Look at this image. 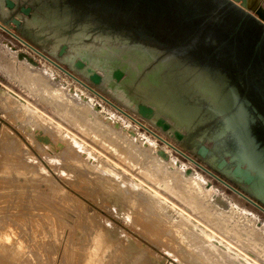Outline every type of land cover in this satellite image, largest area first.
Instances as JSON below:
<instances>
[{
    "label": "rangeland",
    "instance_id": "rangeland-1",
    "mask_svg": "<svg viewBox=\"0 0 264 264\" xmlns=\"http://www.w3.org/2000/svg\"><path fill=\"white\" fill-rule=\"evenodd\" d=\"M247 1L246 8L248 10L257 8L254 12L262 17L261 13L264 14V0ZM22 2L24 0L19 1L20 4ZM34 2L36 4H32L33 0H27L26 3H31L34 7L37 6L32 16L19 13V17L23 20L22 29L30 38V41L14 31L13 28L5 26L29 45L35 46L32 43L38 45L39 49L42 50L39 56L40 61L33 58L26 51L23 58L18 57V53L21 51L16 50L13 44L17 47L21 43L28 44L0 26V187L6 177L11 176L12 173L19 174L13 180L22 181V183L18 182L25 187V204L31 203L28 198L31 199L34 196V201L40 203V205L43 204L41 210L48 216L45 215V218L47 217L45 220L49 222L48 224L46 221L47 223H42L43 225H37V229L34 228V235H37L36 232L41 231L42 233L45 231V233L44 235L42 233V235L38 234L36 237L33 235L32 239H29V247L40 245L37 249L34 246L32 257L29 258L31 260L30 262L27 261V264H67L68 258H70L71 262L68 260L70 264H75L73 254L78 251L89 250V248H91L92 253L100 252V254H103L106 264H202L203 261L199 259V263L198 258L194 260V257L188 258L184 254H177V250L172 249L170 245L173 243L172 241L163 240V235L155 234V230L152 231V228L149 231L144 228L143 224L140 225V221L147 220L145 218V213L148 212L149 214L147 208L150 207L151 209V205L156 204L154 202L160 195V199L157 200H164L163 205L165 207L163 208H166L167 214L171 213L169 225L179 224L182 221L186 222L185 219H188L187 223L183 224L192 226V229L198 227L204 231L213 232L217 238L222 239L224 243H228L232 250L242 253V256L245 254L255 264H264V249L256 245V240L250 237L251 233L249 232L250 228H254V223L264 226V211L238 195L232 188L237 187L235 184L230 183L225 176L222 177L208 166H216V163L223 156L221 148L225 143L227 144L226 133L228 127L226 122L214 126L207 125L209 120L217 113L228 107L227 97L223 92V83L210 71L188 63L175 53H165L162 48L153 44L131 41L128 37H125L126 35H121V32L97 30L95 21L84 19L75 22L72 27L75 17L69 11L67 12L68 16L58 15V10L65 11L67 8H60L54 0H34ZM64 4L69 5L75 13L84 12L82 16H88L89 12L93 13L94 19L98 18L97 20L104 27L116 25L119 28L131 30L133 26H136L134 19L125 16H113L106 7H104V10L96 9V7H90L88 3H84L83 0H61V5ZM0 7L3 16L9 15L12 11L5 5V0H0ZM90 8L94 9L91 10ZM80 18L79 16L78 19ZM0 23L2 24V22ZM170 37L172 39L169 43L181 42L182 47L201 48L205 46L202 45L204 41L193 46L192 44L182 43V40H178L177 36L171 35ZM63 45L68 47L64 54L60 55L59 52ZM208 46L209 44L205 47ZM27 56L32 57L36 63L29 61ZM191 58L195 60L202 58L203 60L208 59L218 62L215 56L210 55L198 54ZM79 62H83L84 66L80 67ZM115 71H122V77L115 76ZM95 72L100 73L102 76L97 85L89 81ZM205 78L211 79L212 86L214 83L216 84L214 86L217 94L214 93L216 97L213 100L207 97L210 94L206 92L205 94L204 91L199 92V90L206 87L204 85H202V88L201 85L199 86V82L204 84L202 80ZM149 80L151 82H148ZM47 87H50V89ZM53 90L55 92H52ZM166 92H168V95ZM172 93L176 98H172L174 96ZM211 97H213V94H211ZM51 98L53 99L51 100ZM177 99H180L179 101L182 103ZM79 103L83 104L80 105ZM83 106L90 109L91 112L83 115ZM171 107L174 108L172 110L176 111L177 116L180 114L179 118L170 113ZM183 107L184 110H182ZM81 113L84 116H82L83 118ZM91 113L97 114L96 118ZM76 114L79 116L78 120ZM88 117L93 123H89ZM97 117L102 119V121L100 119L101 123L96 121L99 119ZM85 121L91 125V128L88 126L90 130L84 126ZM83 122L85 123L83 124ZM165 123L170 125L166 131L163 130ZM92 125L95 126V129ZM108 126L117 128L116 130L122 134L127 132L135 136L137 140H141V144L147 143L149 140L153 141L155 143L154 150L160 149L172 155L173 162L178 169L180 168L181 174L186 168L193 169L195 175L192 181L193 189L195 194L201 196L202 201L199 203L195 201V203L189 197L188 200L181 195V197H184L183 199L179 193L175 194L169 188L166 189L158 183L156 179L152 177L151 179L147 171L140 169V166L141 168L144 166L145 160L143 163V160L141 162L137 157L140 161L137 163V160L132 162V158L136 159L134 157L126 160V155L118 156L119 153L116 148L120 144V147H122L123 144L115 141L114 138L110 139L111 131L107 130L109 129ZM146 126L180 148L205 168L191 162L183 154L177 152L168 144L166 145L163 140L157 139L150 130L148 131ZM252 128L256 135L257 133L260 135H257L258 141H261V144L264 145V127L253 125ZM99 129L101 132L106 133L104 135L106 139H110V142L107 141L108 139H104L105 144L103 140H99L102 138H99L98 134L100 136L103 134ZM35 131H38V134ZM176 131L181 132L186 137L196 131L198 132L192 135L190 139L185 138L179 141L174 137ZM36 135L38 138H44L45 140L37 139ZM48 135H51V138L52 136L55 137L53 138L55 141L50 139ZM63 136H66L68 141ZM34 137L36 139H32ZM72 139L78 142L75 146L79 145V147L76 149L79 148V151H84L78 152L77 150L80 156L83 155V158L81 157L84 159L82 162L89 161L88 164H83L82 168L77 165L73 166V164H77L76 161L79 160V157L74 149L69 150L68 148V144H73ZM35 140L36 142L39 140L40 146H43L42 142H46L47 145L44 143L46 146L48 144L53 145V153L52 149L49 151L44 148L46 150L44 151L38 144L41 149L37 148ZM201 143H206L210 147V153L203 159H199L194 153ZM30 150L32 153H29ZM54 153L59 156L62 154L63 157L60 156V159ZM226 153H230V150H226ZM71 154H75V157L71 159L72 161L68 160L72 158ZM228 158H231V156ZM55 160L59 165V170L64 167V171L62 169L58 170ZM68 161H71V166ZM39 162L42 163L43 167ZM99 163L101 165L104 163V166L107 165L111 168L110 171H114L111 172L113 173L111 180L104 179V177H108L105 167L106 171L103 169V175L101 171L100 173L97 172ZM22 166H27L26 172L32 174L37 183L34 182L33 178V184L32 181L30 182L31 179L26 180L23 178V171L21 172L20 169ZM101 168L103 166H100L99 170H102ZM66 169L70 171L67 172ZM206 169L214 172L232 187L209 174ZM44 171L46 173L48 171L47 176L50 173L49 176L55 179L49 180V182H56L54 188L53 184L55 182H48L53 190L45 184V181L47 182L50 177L45 178V180L46 173ZM66 172H71L68 177ZM222 172L229 175V168H224ZM43 173H45V176ZM86 173L93 175L87 177ZM114 173L116 174L114 175ZM61 175L66 177L62 178ZM97 175L101 177V180L104 179L102 180L103 186L105 185L104 187L107 190L109 189L110 192L103 191L98 185L87 183L86 179L89 177L94 178L96 176L94 179H99ZM69 177L72 178L68 179ZM74 182L81 183V186L78 184L79 187H75L77 184L75 185ZM117 182L121 185V188L123 187V191L120 188H115V185L118 187ZM57 183L61 185L59 188ZM245 188L253 193L248 186H245ZM32 189L34 192L37 189L42 190H37L36 192H40L37 195ZM152 189L153 192L156 190L160 193L154 196H158L154 200H152L153 196V198L150 197ZM126 190H129V192L126 193ZM136 192L137 194H135ZM215 193L220 194L227 201L229 200L230 207L224 209L225 211L219 207L216 209L217 206L213 198ZM136 195H139V198L144 197L143 201L141 198L140 201L138 200L143 206H139V202L137 203L138 207L136 204L133 205L132 200L133 202L137 200L133 196ZM250 198L254 199L253 197ZM40 200L45 201V204ZM34 201L33 204H36ZM230 203L234 206L232 209ZM38 204L36 206L41 207ZM200 206H203L208 213H205ZM137 210L144 215H140V212L137 214ZM154 215L156 216V214L150 215L151 219L155 217ZM183 216L185 218L182 220ZM172 218L175 221H171ZM168 228L171 229V227ZM262 232L259 230L260 234ZM202 234L201 231L200 233L198 231L194 236V238L197 236L196 240L198 239L196 243L200 246L210 244L213 239L208 240ZM34 238H37V240ZM35 251H38V254H35ZM83 253L85 254L84 251ZM70 255L73 256L72 259ZM227 264H244V262L241 257L239 261L233 260L232 263Z\"/></svg>",
    "mask_w": 264,
    "mask_h": 264
},
{
    "label": "bare ground",
    "instance_id": "bare-ground-1",
    "mask_svg": "<svg viewBox=\"0 0 264 264\" xmlns=\"http://www.w3.org/2000/svg\"><path fill=\"white\" fill-rule=\"evenodd\" d=\"M54 2L56 3V4H59V0H54ZM69 11V9H67V10H65V11H57V13H58V15H66V16H68L67 15V12ZM70 12V11H69ZM64 13H66V14H64ZM49 14V13H48ZM70 14H71V12H70ZM0 26L2 27V28H4L5 30H9L10 31V33H12L14 36H16V37H18L20 40H22L23 42H25L26 44H28L26 41H24L23 39H21L19 36H17V34L15 33V32H13L11 29H9L8 27H6V26H4L3 24H1L0 23ZM120 33V32H119ZM121 35H123V36H125V34H121ZM125 37H128L127 35L125 36ZM129 38V37H128ZM130 39V38H129ZM132 41V40H131ZM140 42H145V43H149V44H153V45H155L154 43H151V42H146V41H143V40H139ZM29 45V44H28ZM64 46V45H63ZM62 46V47H63ZM67 46V45H66ZM155 46H157V45H155ZM62 47H61V49H62ZM68 47V46H67ZM159 47V46H158ZM161 48V47H160ZM67 50V49H66ZM61 51V50H60ZM21 52H25V51H22L21 50ZM60 53V52H59ZM172 53H175V52H172ZM64 54V53H63ZM176 55H178V56H180L179 54H177V53H175ZM25 55V54H24ZM181 58H183L185 61H187L188 63H190V64H193V65H196V64H194V63H192V62H190V61H188V60H186L183 56H180ZM53 63V62H52ZM56 63V62H55ZM196 66H198V65H196ZM61 69V68H60ZM203 69H205V68H203ZM206 70H208L207 68H206ZM209 71V70H208ZM212 73V72H211ZM155 74V73H154ZM216 78H218L222 83H223V85L225 86V81H224V78L222 77V75H220L219 73H217V72H214V73H212ZM72 76V75H71ZM149 78V77H148ZM201 78V77H200ZM200 78H199V81H200ZM151 79V78H150ZM205 79H207V78H205ZM202 80L203 81V83L204 84H202V83H200L199 82V86L201 85V88H202V85H204V86H206V87H204L203 89H201V90H199V92H203L204 91V93L206 92V93H208V94H210V95H207V97L209 98V99H211V100H213V99H215V97L216 96H214V93L215 94H217L216 93V88H215V86L214 85H216L215 83H214V85L212 86V84H213V82L211 81V79L209 78V80L207 79V80ZM148 80V79H147ZM153 80V79H152ZM35 81V80H34ZM36 81H38L37 79H36ZM35 81V82H36ZM80 81V80H79ZM201 81V82H202ZM148 82H151V80H149ZM212 82V83H211ZM38 83V82H37ZM30 84V83H29ZM32 84V83H31ZM198 85V84H197ZM224 86H223V92H224V94L226 95V97H227V104H228V102H229V100H230V98H231V93H229V92H225L224 91ZM31 87V86H30ZM47 88H49L50 89V87H47ZM46 88V89H47ZM53 88V87H52ZM51 88V89H52ZM43 89V88H42ZM41 90V89H40ZM44 90V89H43ZM38 91V90H37ZM42 92V91H41ZM51 92V91H50ZM52 92H55L54 90L52 91ZM201 92V93H202ZM46 93V92H45ZM174 93V92H173ZM172 93V95H174ZM205 93V94H206ZM44 94V93H43ZM166 94L168 95V92H166ZM211 94H213V97H211ZM47 95V94H46ZM179 95V94H178ZM177 95V96H178ZM204 95V94H203ZM45 96V95H44ZM205 96V95H204ZM170 97V96H169ZM175 97V95L174 96H172V98H174ZM206 97V96H205ZM50 98V97H49ZM104 98V97H103ZM176 98V97H175ZM178 98H179V96H178ZM180 98H182L181 96H180ZM53 98H51V100H52ZM105 100V99H104ZM178 100V99H177ZM180 100V99H179ZM178 100V101H179ZM109 101V100H108ZM107 101V102H108ZM179 102H181V101H179ZM85 103V102H84ZM113 103V102H112ZM182 103V102H181ZM80 105L81 104H83V103H79ZM86 104V103H85ZM114 104V103H113ZM112 105V104H111ZM175 105H177V104H175ZM174 105V106H175ZM89 106V105H88ZM117 106V105H116ZM179 106H180V104H179ZM182 106H183V104H182ZM86 107H87V105H86ZM86 107L84 108V106H83V115H86V114H89L90 112H91V110L90 109H86ZM91 108V107H90ZM81 109V108H80ZM92 109V108H91ZM172 109H174V108H172L171 107V110ZM180 109H181V107H180ZM180 109H179V111H180ZM170 110V113H172L173 115H175L174 117H176V118H179L180 116V114L177 116V114L175 113L176 111H174V110H172L171 111ZM182 110H184V107L182 108ZM72 111H73V109H72ZM94 111V110H93ZM120 111H121V109H120ZM124 111V110H123ZM122 111V112H123ZM74 112V111H73ZM125 112V111H124ZM180 112H182V111H180ZM82 113H81V117L83 116L82 115ZM94 113V112H93ZM78 114H80V113H78ZM92 114V113H91ZM90 114V115H91ZM77 115V114H76ZM76 115H75V117H76ZM92 115H95V118H96V115L97 114H92ZM131 116V115H130ZM40 117V116H39ZM39 117H38V119H39ZM79 116L77 115V120L79 119L78 118ZM84 117V116H83ZM82 117V118H83ZM87 117V116H86ZM85 117V118H86ZM90 117V116H89ZM89 117L87 118V119H89ZM84 118V119H85ZM97 118H99V117H97ZM40 119H41V117H40ZM81 119V118H80ZM100 119L101 118H99L98 120H96V121H99V123H101L100 122ZM90 120V119H89ZM93 120V119H92ZM80 121V120H79ZM95 121V120H94ZM101 121H102V119H101ZM86 122V121H85ZM85 122H83V124L85 123ZM90 122H92L93 123V121H89V123ZM89 123H85L84 124V126L85 127H87V129H88V126L90 127L91 125H89ZM95 123V122H94ZM98 123V122H97ZM103 123V122H102ZM226 123H227V127L229 128L230 126H231V123H232V121H231V119H228L227 121H226ZM88 124V125H87ZM98 125V124H97ZM96 125V126H97ZM104 125V124H103ZM107 124L105 123V126H106ZM109 125V124H108ZM100 126V125H99ZM102 126V125H101ZM100 126V127H101ZM92 127H93V125H92ZM95 127V126H94ZM93 127V128H94ZM109 127V126H108ZM91 128V127H90ZM98 128V127H97ZM113 126H111V127H109V129H107V130H110L109 132L111 133L110 135V139H115V141H118L119 143H122L123 144V146L122 147H120V145H119V147L118 148H116L115 150L119 153V155H118V153H116L118 156H120V155H123V156H125V158H126V160H127V158H130V157H134V158H136V159H133L132 158V162H134L133 160H137L136 162L138 163V161H139V159H140V161L142 162V160H143V163H144V160H145V163H144V166H142V168H141V166H140V169H144L145 171H147L148 173V175L150 176V178L152 177V178H154V179H156L157 180V182L158 183H160L161 185H163L166 189L167 188H169L170 189V191L171 192H174L175 194L176 193H179V195H180V197H181V195H183L184 197H186L187 199H188V197H189V199L191 200V201H193V202H197V203H199V202H201L202 201V199H201V196L200 195H198V194H195V190L193 189V183H192V181H193V179L195 178V175H194V171H193V169H191V168H186V169H184L183 170V173L181 174V170H179L178 168H177V166H176V164H174V160H173V157H172V155H169L168 154V152H165V151H163V150H160V149H153L154 148V146H155V143L153 142V141H148L147 143H142L141 144V140H137V138L135 137V136H133V135H131V134H129V133H127L126 132V134H122L120 131H117L116 129L117 128H114ZM146 128L148 129V127L146 126ZM95 129V128H94ZM88 130H90V129H88ZM150 130V132L154 135V136H156L157 138H159V139H161V140H163L165 143H166V145L168 144L169 146H171L172 148H174L177 152H179V153H181V154H183L185 157H187L188 159H190V161L191 162H193V163H196V164H198V165H200L198 162H196L195 161V159L194 158H192V157H190L189 155H187L185 152H183L180 148H178L177 146H175L174 144H172L171 142H169L168 140H166L164 137H162V136H160L159 134H157L156 132H154L153 130H151L150 128L148 129V131ZM43 131V130H42ZM99 131L101 132V130L99 129ZM36 132V134H38V131H35ZM44 132V131H43ZM43 132H41V133H43ZM97 132V131H96ZM105 132V131H104ZM108 132V131H107ZM47 133V132H46ZM46 133H44V134H46ZM101 133H103V132H101ZM97 134H98V132H97ZM97 134H94V135H97ZM104 134H106V133H103V134H101L102 136L104 135ZM42 136H43V134H41ZM41 135H39V136H41ZM109 135V134H108ZM107 135V136H108ZM31 136V135H30ZM35 136V135H34ZM37 136V135H36ZM41 136V137H42ZM48 136H50V139H52V140H54L53 138H55V137H53L52 136V138H51V135H48ZM47 136V137H48ZM102 136H100L99 134H98V137L100 138H102V139H99L100 141L101 140H103V143H105L104 141V139H106V137H105V135L102 137ZM31 137H33V136H31ZM63 137H65V139H67V137L66 136H63ZM97 137V138H98ZM109 137V136H108ZM45 138H46V136H45ZM32 139H36V137H34V138H32ZM37 139H39V140H45L44 138H38V136H37ZM49 139V140H50ZM108 139V140H107ZM106 140L108 141V142H110V139L109 138H107ZM38 140V141H39ZM52 140H50V141H52ZM60 140V139H59ZM32 141V140H31ZM37 141V142H38ZM55 141V140H54ZM67 141H68V139H67ZM70 142H71V140H69ZM72 141H73V144L71 143V144H68V148H69V150L71 149V150H75V153L78 155V157H79V160H77L76 162H77V164H73V166H75V165H77L78 167H81L82 168V165L83 164H88V162L85 160V163L84 162H82L84 159H82L83 157V155L82 156H80L78 153H77V150H78V152H84L83 150L82 151H79V148L78 149H76L77 147H79V145H77V146H75L76 144H78V142L76 141V140H74V139H72ZM113 141V143H115L114 142V140H112ZM140 142V144H139V142ZM35 142H36V140H35ZM36 142V146H37V148L40 146L39 144V142L37 143ZM56 142H57V140H56ZM69 142V143H70ZM43 143V146H40V147H42V149L44 150V151H46V150H51L52 148H53V145H51V144H48V146H46L47 144H46V142H42ZM44 143L46 144V145H44ZM52 143V142H51ZM54 144H56L55 142H53ZM39 146H38V145ZM106 144V143H105ZM45 146V147H44ZM57 146V145H56ZM39 147V149H41ZM46 147H48V148H46ZM82 147V146H81ZM46 150H45V149ZM43 150H42V152H43ZM31 151V150H30ZM49 151H47V152H49ZM151 151H152V153H151ZM29 153H32V151L31 152H29ZM52 153H53V149H52ZM55 154V153H54ZM57 154V153H56ZM55 154V155H56ZM31 155V154H30ZM33 155V154H32ZM50 155H52V154H50ZM60 156H62L63 157V155L62 154H60ZM58 154H57V157L59 158L60 157ZM71 156H72V158H69L68 160H71V159H73L74 157H75V154H71ZM48 157V156H47ZM82 157V158H81ZM137 157L139 158V159H137ZM51 158H53V157H51ZM65 158V157H64ZM64 158H62L63 159V161H66V160H64ZM87 158V157H86ZM85 158V159H86ZM122 158V157H121ZM124 158V157H123ZM124 158V159H125ZM60 159H61V157H60ZM66 159V158H65ZM89 159V158H88ZM128 160H130V159H128ZM35 161V160H34ZM54 161V160H53ZM59 161V160H58ZM72 161V160H71ZM70 161V162H71ZM139 161V162H140ZM55 162H56V160H55ZM69 162V161H68ZM70 162H69V164H70ZM130 162V161H129ZM37 163V162H36ZM51 163L53 164V162L51 161ZM59 163V162H58ZM65 163V162H64ZM136 163V164H137ZM39 164L41 165L42 163H40L39 162ZM56 164H57V162H56ZM66 164H68L67 163V161H66ZM104 163H102V165L99 163L97 166V168H98V170H97V172L99 171V173H100V171L102 172V175H103V169H104V167L107 169V171H106V169H104L105 171H106V173H107V175H108V177L107 178H105L104 176L106 175L105 173V175L103 176L104 177V179H108V180H111V175H113V173H111V172H114V171H110L111 170V168L110 167H107V165H103ZM107 164V163H106ZM135 164V165H136ZM140 164V163H139ZM54 165V164H53ZM58 165V164H57ZM62 165V164H61ZM60 165V166H61ZM109 165V164H108ZM42 166V165H41ZM55 166V165H54ZM70 166H71V164H70ZM100 166H103V168H101L102 170H99V167ZM201 166V165H200ZM43 167V166H42ZM63 167V166H62ZM67 167H68V165H67ZM202 168H205V167H203V166H201ZM26 168H27V166H22L20 169H21V172L23 171V174H22V176H23V178L24 179H26V180H30V182L33 184V180H34V182H36L35 181V179H34V176L32 175V174H30V173H28V172H26ZM64 168V167H63ZM63 168H60V170L62 169L63 171H64V169ZM69 168V167H68ZM108 168H110L109 170H108ZM44 169V168H43ZM56 169V168H55ZM113 169H115V168H113ZM112 169V170H113ZM10 170H11V168H10ZM44 170H46V169H44ZM57 170V169H56ZM58 170H59V165H58ZM57 170V171H58ZM59 170V171H60ZM68 169H66V171H67ZM116 170V169H115ZM207 170V172L209 173V174H211V175H213L214 177H216V178H219V180L221 181V182H223L224 184H226V185H228V186H230L226 181H223V179H221L220 177H218L214 172H212V171H210L209 169H206ZM70 171V170H69ZM69 171H67V172H69ZM144 171V172H145ZM43 172V171H42ZM45 172V171H44ZM62 172V171H61ZM60 172V173H61ZM66 172V176L68 177V174H70V173H67ZM86 172V171H85ZM84 172V173H85ZM110 172V173H109ZM143 172V171H142ZM10 173V172H9ZM8 173V174H9ZM20 173V172H19ZM46 173V172H45ZM45 173H43L44 174V176H45ZM47 173H48V171H47ZM47 173H46V176H47ZM63 173V172H62ZM61 173V174H62ZM83 173V174H84ZM93 173V172H92ZM99 173H97V174H99ZM6 175H7V173H5ZM90 174V173H89ZM94 174V173H93ZM93 174H91V175H88L87 173H86V175H87V177L88 176H91L92 177V175ZM116 173H114V175H115ZM10 175V174H9ZM18 175L19 174H13L12 173V175L11 176H9V177H6V180L1 184V187H0V264H15V263H23V264H27V261L28 262H30V260L31 259H29L30 257H32V253H33V248H34V246L31 248V247H29L28 246V241H29V239H32V237H33V235L35 234V232L33 231V230H35V229H37V225H43L44 223H47L48 221L47 220H45L48 216L45 214V212H43L41 209H43V207H42V205H40V203L38 204V202H36V201H34V199H33V197L31 198V199H29L28 198V201L29 202H31V203H28L27 205L25 204V202H26V198H25V195H24V191H25V187H23V185L21 184L22 183V181H20V180H18L19 182H21V183H19L18 181H14L13 179H15V178H17L18 177ZM49 175H51L50 173H49ZM45 176L44 177V179L46 178H48V177H50V176ZM65 175H61L62 176V178H64V176ZM95 175V174H94ZM100 176H101V174H99ZM65 176V177H66ZM71 176V175H70ZM84 176H85V174H84ZM100 176H98L97 175V177H99V179L97 178V179H94L96 176H94V178H91V177H89V178H87L86 179V181H87V183L89 182L90 184H92V185H98V186H100V188L103 190V191H106V192H110V190L108 189H106V187H104L103 186V181L102 180H104V179H100L101 177ZM116 177V176H115ZM32 178H33V180H32ZM53 178V177H52ZM51 177L47 180V182L45 181V184H47L48 186H49V184H48V182H49V180L50 179H52ZM70 178H72V177H69L68 179H70ZM84 178V177H83ZM151 178V179H152ZM23 179V180H24ZM45 179V180H46ZM54 179V178H53ZM52 179V180H53ZM66 179V178H65ZM55 180V179H54ZM43 181V180H42ZM44 182V181H43ZM53 182H55V181H53ZM53 182H49V183H53ZM104 182H106V181H104ZM139 182H140V180H139ZM37 183V182H36ZM59 183V182H58ZM57 183V185H58V188H59V186H61V185H59ZM118 183V182H117ZM73 184V183H72ZM74 184L76 185L77 184V186H75V187H79L78 186V184L79 183H75L74 182ZM81 184V183H80ZM79 184V185H80ZM34 185H36V184H34ZM55 185V186H54ZM112 185V184H111ZM122 185H123V182H122ZM127 185V184H126ZM33 186V185H32ZM38 186H39V182H38ZM81 186V185H80ZM101 186H103V187H101ZM118 187H116V185H115V188H120V190L121 191H123V187L121 188V185L118 183V185H117ZM128 186V185H127ZM35 187V186H34ZM37 187V186H36ZM50 187V186H49ZM54 187H56V182H55V184H53V188ZM63 187V186H62ZM126 186L124 185V188H125ZM130 188H131V186H129ZM230 187H232V186H230ZM51 188V187H50ZM233 189H234V191L238 194V195H240L241 197H243L244 199H246V200H248L250 203H252L253 205H256V206H258L259 208H261L263 211H264V207H262L261 205H259V204H256V201L253 199L252 200V198H247V196L244 194V193H242L241 191H239V190H237L235 187H232ZM43 189V188H42ZM42 189H37V190H42ZM52 189V188H51ZM57 189V188H56ZM111 189V188H110ZM133 189V188H132ZM145 189V188H144ZM168 189V190H169ZM34 190H36V189H34ZM36 190V191H37ZM53 190V189H52ZM115 190V189H114ZM130 190V189H129ZM129 190H126V193H128L129 192ZM32 191H33V189H32ZM35 191V192H36ZM136 191V190H135ZM34 192V191H33ZM34 192V193H35ZM42 192V191H41ZM130 192H131V190H130ZM133 193H134V189H133V191H132ZM149 192V191H148ZM132 193V194H133ZM36 194L37 195H39L40 194V192H36ZM42 194V193H41ZM124 194V193H123ZM131 194V193H130ZM135 194H137V192L135 193ZM139 194V193H138ZM152 194V195H151ZM160 193L159 192H156V190L153 192V189H152V193L150 192V197L151 198H153L154 196H156V195H159ZM33 195V194H32ZM35 195V194H34ZM129 195V194H128ZM140 195V194H139ZM139 195H136L135 197L133 196V198H135V199H137L136 201L134 200V202H133V200H132V203H133V205L134 204H136V206H137V203L140 201V198H139ZM50 196V195H49ZM130 196V195H129ZM138 196V197H137ZM153 196V197H152ZM163 196V195H162ZM177 196H178V194H177ZM181 197V198H183L184 199V197ZM143 197V196H142ZM158 197V196H157ZM157 197H154L152 200H154V199H156ZM159 197H161V195L159 196ZM158 197V198H159ZM132 198V199H133ZM157 198V199H158ZM164 198V197H163ZM185 198V199H186ZM212 198V197H211ZM213 198H214V201H215V204H216V209H218V207L220 208V209H225L226 210V208L228 207H230V205H229V200L227 201L224 197H222L220 194H214L213 195ZM142 199V201H143V199H144V197L143 198H141ZM155 200V202L154 203H156V204H152L151 205V209H150V207H148L147 208V210L149 209V214L150 215H152V214H156V218L155 217H153V219H151L152 217H150V215L148 214V212L147 213H145V218L147 219V220H143V221H140L141 223H140V225L141 224H143L145 227L144 228H146V230L148 229L149 231H150V229L152 228V231L153 230H155L154 232H155V234L156 233H158V234H160V235H163V237H164V239L163 240H168V241H172L173 243L172 244H170L171 246H172V249H175V250H177V254H184L185 256H187L188 258L190 257H194L193 259L195 260V259H197L198 258V262H199V259H200V261L202 260L203 261V263L204 264H227V263H232L233 262V260H235V261H239V259H241V257H242V260H243V262H244V264H255L253 261H251L249 258H247V256L245 255V254H243V256L245 257H243L242 256V253H239V252H237L236 250H232V248L230 247V245L228 244V243H224L223 241H222V239H219V238H217V236L213 233V232H208V231H204V230H202V229H200V228H198V227H196V228H194V229H192L190 226H187L188 224H183V223H187V220L188 219H185L186 220V222L184 221H182V223L180 222L179 223V220L177 221L179 224H172V225H169V221H170V218H171V213H168L167 214V212L165 211V209L166 208H163V207H165L164 205H163V203H164V200H162V201H158V200ZM160 199V198H159ZM165 199V198H164ZM186 199V200H187ZM188 199V200H189ZM39 200V199H38ZM37 200V201H38ZM139 200V201H138ZM166 200V199H165ZM33 201L36 203V204H33ZM40 201H42V200H40ZM39 201V202H40ZM141 201V202H142ZM158 201V202H157ZM213 201V200H212ZM45 202V201H44ZM43 201H42V203H44ZM46 202H47V200H46ZM145 202V201H144ZM153 202V201H152ZM162 202V203H161ZM195 202V203H196ZM167 203V202H166ZM166 203H165V205H166ZM214 203V202H213ZM40 205L41 207H37L36 205ZM45 204V203H44ZM48 204V203H47ZM140 204V202L138 203V205ZM144 204V203H143ZM231 205H232V207H231V209L234 207L233 206V204L232 203H230ZM132 205V206H133ZM46 206V205H45ZM139 206H143L142 205V203L139 205ZM150 206V205H149ZM168 206V205H167ZM49 207V206H48ZM135 207V206H134ZM138 207V206H137ZM204 211H205V213H208L205 209H204V207L203 206H200ZM237 207V206H236ZM45 208V207H44ZM48 209V208H47ZM155 209H157V211H155ZM162 209H163V212H162ZM140 210V209H139ZM152 210H154V211H152ZM224 210V211H225ZM204 211H202L203 213H204ZM139 212L140 211H138L137 210V214H139ZM169 214H170V216H169ZM45 215L47 216L46 218H45ZM53 215V214H52ZM140 215H144L142 212H140ZM183 215V214H182ZM209 216H210V214H208ZM185 218V216H183V218H181L182 220ZM49 219V218H48ZM45 220V221H44ZM51 220V219H50ZM47 221V222H46ZM171 221H175L174 220V218H172L171 219ZM43 223V224H42ZM52 223V222H51ZM50 223V224H51ZM189 223V222H188ZM48 224H49V222H48ZM26 225H27V227H26ZM142 225V226H143ZM191 225V224H190ZM36 227V228H35ZM42 227V226H41ZM44 227V226H43ZM168 227H171V229L169 230V228ZM35 228V229H34ZM45 228V227H44ZM43 228V229H44ZM184 229H186V230H184ZM262 232H264V226H261V224L260 225H256V223H254V228H250L249 229V232L251 233L250 234V237H253L255 240H256V245L257 246H259L260 248H263L264 249V234H263V232H262V234H260L259 233V230ZM38 230H39V228H38ZM37 230V231H38ZM41 230H42V228H41ZM44 231V230H43ZM199 231V233H200V231L204 234V237H206V238H208V240L209 239H211L212 240V242H210V244H207V245H199V244H197L196 243V241L198 240H196V238H197V236H196V238H194V236L197 234V232ZM33 232V233H32ZM168 232V233H167ZM42 231L41 232H39V233H37L36 232V234L38 235H44V233H45V231L42 233ZM203 234H202V236H203ZM37 235H34V237H36ZM176 236V237H175ZM201 236V235H200ZM42 237H45V236H42ZM38 238V237H37ZM37 238H34L35 240H37ZM41 238V237H40ZM34 239H33V241H34ZM42 241H43V239H42ZM41 241V242H42ZM37 242V241H36ZM38 242H40L39 240H38ZM207 242V241H206ZM36 244V243H35ZM36 245H38V244H36ZM40 245V244H39ZM39 245L36 247V249L39 247ZM31 246H32V244H31ZM35 249V250H36ZM85 249V248H84ZM86 249H87V247H86ZM91 248H89V250L87 249V250H83L84 252H85V254L83 253V251H78V252H76V253H74L73 254V256H75V257H73V256H71L70 255V257H71V259H72V257H73V259L75 260V261H73L75 264H106V262H104V256H103V254H100V252H98V253H92V251L90 250ZM39 250V249H38ZM36 252V251H35ZM35 254H38V251L35 253ZM68 258V257H67ZM70 258H68L67 259V264L69 263L68 262V260H69ZM231 260V261H230ZM70 261V260H69ZM71 262V261H70ZM72 262V263H73ZM200 263V262H199ZM202 263V264H203ZM242 263V262H241ZM70 264V263H69ZM109 264V263H108Z\"/></svg>",
    "mask_w": 264,
    "mask_h": 264
},
{
    "label": "flooded vegetation",
    "instance_id": "flooded-vegetation-1",
    "mask_svg": "<svg viewBox=\"0 0 264 264\" xmlns=\"http://www.w3.org/2000/svg\"><path fill=\"white\" fill-rule=\"evenodd\" d=\"M160 4L155 0V11L138 12V28L151 38L168 40L169 46L178 47L186 54L215 56L220 63L199 60L227 74L230 84L238 89L241 101L251 104L255 117L253 125L264 127L263 12L260 17L254 12L257 8L250 10L257 20L228 0H164ZM171 35L177 36L182 43L194 46L204 41L202 45L210 47H182L181 42L171 44Z\"/></svg>",
    "mask_w": 264,
    "mask_h": 264
},
{
    "label": "water",
    "instance_id": "water-1",
    "mask_svg": "<svg viewBox=\"0 0 264 264\" xmlns=\"http://www.w3.org/2000/svg\"><path fill=\"white\" fill-rule=\"evenodd\" d=\"M20 0H5V5L10 8L12 11L9 15L3 16L1 14L0 7V22L5 26H9L13 28L21 36L27 38L30 41V38L24 33L22 26L23 20L19 17V13H24L26 16H32L34 9L37 6H33L32 4H36L33 0V3H29L30 5L26 7L27 0H24L21 4ZM52 1V0H51ZM159 5H162L164 0H158ZM233 5H235L238 9H240L245 15L250 17H254L259 20L250 10L246 8L247 0H228ZM241 1V4L237 2ZM83 2L88 3L90 7H96V9L104 10V7L108 8V11L113 16H125L126 18L134 19V23L136 26H133L131 30L119 28L116 25L112 26H102L99 20L94 19L95 16L93 13L89 12L88 16H82L84 12L80 11L79 13H75L72 11L69 5L64 4L61 5V0H59V7L63 9H69L72 15L75 17V21L72 24V27L75 25V22L89 19L95 21L97 30H109L111 32H121L127 35L130 40L139 41L143 40L146 42L154 43L155 45L161 47L163 52H175L180 56H183L186 60L198 65L201 68H207L210 72H217L224 78L225 86L224 91L231 93V98L228 102V107L217 113L207 125L214 126L216 124L224 123L228 119H231V126L227 129L226 139L227 144L225 143L221 148V153L223 156L216 163V166L213 167L208 165L214 172L220 174L230 182L235 184L239 190L245 193L247 198L253 197L256 200V204L264 206V145L261 144V141H258L257 136L252 128L253 122L255 120L253 110L250 109L251 104L241 101L239 91L236 87L230 84L229 78L227 74L219 68H216L209 64V62H201L200 60H195L191 58L192 56L186 54L184 50L179 49L178 47H171L168 44V40L160 41L146 35L142 29L138 28V20L137 14L138 12L145 11L147 9L151 11H155L153 5L155 0H83ZM91 10L94 8H90ZM90 10V11H91ZM81 17L78 19V17ZM152 18V17H151ZM261 21V20H260ZM264 25V22H262ZM104 27V28H102ZM7 31V30H5ZM7 32H10L9 30ZM34 44L36 47L40 48L38 45ZM67 46L64 45L60 51V55L66 51ZM24 53L19 52L18 57L23 58ZM47 56V55H46ZM27 59L32 63H36L32 57H28ZM79 66H84L83 62H79ZM115 76L122 77V71H115ZM102 79L100 73L95 72L92 77H90L89 81L93 84L99 83ZM1 85V82H0ZM170 125L165 123L163 126V130L166 131ZM184 136L179 131L175 132V138L179 141H182L185 138H191L192 135ZM226 150H230V153H226ZM199 159H203L206 155L210 153V147L207 146L206 143H201L198 149L194 152ZM233 155V156H232ZM231 158H228L230 157ZM224 168H229V175H225L222 170ZM245 186H248L253 193H250ZM254 196H253V195ZM253 200V199H252Z\"/></svg>",
    "mask_w": 264,
    "mask_h": 264
},
{
    "label": "built area",
    "instance_id": "built-area-1",
    "mask_svg": "<svg viewBox=\"0 0 264 264\" xmlns=\"http://www.w3.org/2000/svg\"><path fill=\"white\" fill-rule=\"evenodd\" d=\"M21 43V42H20ZM14 45V46H13ZM12 46L14 47V48H16V50H19V51H26V52H28L33 58H35V59H37L38 61H40V59H39V56H40V54L42 53V50L41 49H39L38 47H35V46H33V45H25L24 43H21V45L20 46H15V44H13ZM158 139V138H157ZM159 140H161V139H159Z\"/></svg>",
    "mask_w": 264,
    "mask_h": 264
}]
</instances>
